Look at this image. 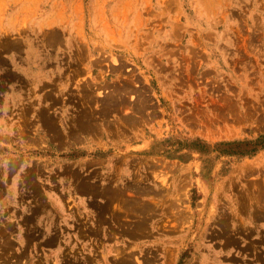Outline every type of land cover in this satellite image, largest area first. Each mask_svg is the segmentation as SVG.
Segmentation results:
<instances>
[{
	"label": "rangeland",
	"instance_id": "rangeland-1",
	"mask_svg": "<svg viewBox=\"0 0 264 264\" xmlns=\"http://www.w3.org/2000/svg\"><path fill=\"white\" fill-rule=\"evenodd\" d=\"M92 202L168 208L176 264H264V0H0V264H144L72 240Z\"/></svg>",
	"mask_w": 264,
	"mask_h": 264
},
{
	"label": "crops",
	"instance_id": "crops-1",
	"mask_svg": "<svg viewBox=\"0 0 264 264\" xmlns=\"http://www.w3.org/2000/svg\"><path fill=\"white\" fill-rule=\"evenodd\" d=\"M167 209L162 205L155 204L138 206L130 203L124 210L116 209L103 202L81 204L80 209H77V213L74 212L75 215H73L77 219H71L70 237L73 241L81 242V244L89 242L150 243L148 252L143 256L144 264H155L158 261H160L159 264H168L172 257L176 264L178 254L175 252V255L171 256L167 251L168 246L165 245L184 242L185 226L183 225L179 229L180 226L175 227L173 222L170 225L166 224L168 222ZM76 232H80L79 239L73 238V234ZM118 236L120 239H117ZM153 243L160 244L155 248L161 247V250H151ZM172 247L170 246V248ZM78 256H81L82 264H104V258L101 262L99 255L94 251L80 249L69 257L77 262ZM199 258L201 257L199 256ZM117 259V256H111L112 264H139L135 260L132 261L136 259V256L127 258L128 260L132 259L130 261H121V259L118 261ZM154 259L157 261L154 262Z\"/></svg>",
	"mask_w": 264,
	"mask_h": 264
},
{
	"label": "bare ground",
	"instance_id": "bare-ground-1",
	"mask_svg": "<svg viewBox=\"0 0 264 264\" xmlns=\"http://www.w3.org/2000/svg\"><path fill=\"white\" fill-rule=\"evenodd\" d=\"M58 242H59V240L57 239V237H55V235H53V237H50V238H48L46 240V243L52 244L54 247H57L58 246ZM59 260H60V258H59ZM60 263H62V264H70V260H69L68 256L65 257L64 259H62V257H61ZM78 264H82L81 261L78 262Z\"/></svg>",
	"mask_w": 264,
	"mask_h": 264
}]
</instances>
